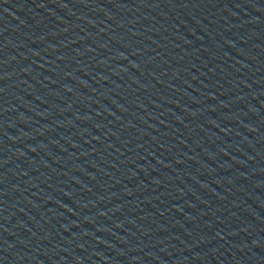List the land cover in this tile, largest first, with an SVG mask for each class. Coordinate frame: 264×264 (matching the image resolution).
<instances>
[{"label":"water","instance_id":"1","mask_svg":"<svg viewBox=\"0 0 264 264\" xmlns=\"http://www.w3.org/2000/svg\"><path fill=\"white\" fill-rule=\"evenodd\" d=\"M0 264H264V0H0Z\"/></svg>","mask_w":264,"mask_h":264}]
</instances>
